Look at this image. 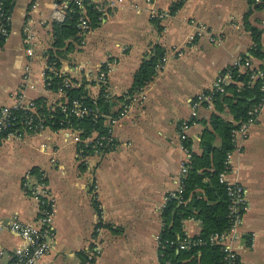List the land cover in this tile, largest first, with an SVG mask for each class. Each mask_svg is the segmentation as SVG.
Returning a JSON list of instances; mask_svg holds the SVG:
<instances>
[{
    "label": "crops",
    "instance_id": "1",
    "mask_svg": "<svg viewBox=\"0 0 264 264\" xmlns=\"http://www.w3.org/2000/svg\"><path fill=\"white\" fill-rule=\"evenodd\" d=\"M175 1L153 0L150 7L145 0H92L101 13L99 26L61 59L60 71L79 84L90 83L109 60L108 96L129 99L143 59L155 46L165 49L154 78L107 117L121 111L124 116L113 125L106 117L113 149L82 158L76 149L79 135L71 129L44 128L0 139V216L38 223L41 197L34 191L41 182L54 198L53 247L37 264H161V211L178 187L185 159L181 136L201 154V134L215 110L213 104L193 111L189 99L211 87L237 57L249 54L253 42L247 15L249 24L262 31L264 50V9L253 0H184L171 14ZM57 2L13 0L10 34L0 52V109L13 106L19 96L23 103L42 97L48 104L63 97L46 88L44 72L52 25L60 21L53 16ZM151 10L164 16L152 18ZM151 19L160 20L161 31ZM199 24L207 33L190 40ZM250 57L254 66H264V60ZM88 86L96 95L99 83ZM221 115L232 120L226 110ZM236 142L228 176L246 189L248 210L235 250L239 264H264V109ZM182 229L187 236L199 235L201 222L185 219ZM20 244L18 234L1 232L0 264Z\"/></svg>",
    "mask_w": 264,
    "mask_h": 264
},
{
    "label": "trees",
    "instance_id": "2",
    "mask_svg": "<svg viewBox=\"0 0 264 264\" xmlns=\"http://www.w3.org/2000/svg\"><path fill=\"white\" fill-rule=\"evenodd\" d=\"M184 0H177L169 8L171 14L175 13L183 4ZM6 7L11 11L13 0L5 1ZM85 14L89 20L90 29L99 26L101 13L96 5L90 0H83ZM80 14V8L74 1L68 2L65 16L60 21H54L53 43L46 51L47 64L57 73L46 70V88L52 92L62 90L61 97L54 104H48L45 98L33 100L35 113L38 119L43 120V127L53 131L71 129L78 133L79 141L76 149L82 158L91 156L94 150L109 151L114 148V142H108V126L106 117L115 116L121 109H114L118 102L126 104L130 97L148 84L156 75L159 65L165 56V49L160 46L153 48L152 54L143 59L134 74L133 84L128 90L127 96L111 97L106 92V84L99 83V90L92 95L89 86L96 81H82L80 84L60 71L61 59L73 50V44H79L81 37L77 34L76 23ZM245 17L246 29L250 32L252 46L250 56L258 61L264 60L263 44L261 43L262 31L251 26ZM152 23L162 29L159 19H151ZM246 57V55H243ZM254 66V64H253ZM256 67V66H255ZM264 71V66H258ZM223 71L230 72L231 82L226 86L223 94H216L213 99L214 112L209 118V126L201 134L200 146L202 153L192 151V141L186 137L182 140L183 148L189 153L186 163L187 172L183 179V187L180 194L167 195L166 202L161 211L162 229L159 233V260L161 263L169 261L170 264H220L222 251L218 246H202L186 248L181 245L185 237L182 222L188 218H196L201 222L200 237L205 238L213 232H221L229 228L228 217L229 198L226 187L219 182V175L225 170V158L228 152L233 151L235 145L232 140V130L239 127L248 117V110L258 103L261 98L260 85L263 81L258 78L251 81L250 70H240L238 67L229 66ZM69 80L73 86L65 87L64 82ZM77 100L83 106L91 110V113L78 118L70 113L71 102ZM60 103V104H59ZM63 107L66 109L63 110ZM226 110L232 120H226L221 113ZM16 116L17 134L24 132L23 122L26 116L21 110H12ZM193 122V121H191ZM36 124L34 120L33 125ZM34 132V131H26ZM8 131L0 133L3 139ZM93 134L96 136L89 141ZM219 138L218 145L215 143ZM38 174L37 169H34ZM38 178H40L38 174ZM178 196V197H177ZM181 200V201H180Z\"/></svg>",
    "mask_w": 264,
    "mask_h": 264
},
{
    "label": "built area",
    "instance_id": "3",
    "mask_svg": "<svg viewBox=\"0 0 264 264\" xmlns=\"http://www.w3.org/2000/svg\"><path fill=\"white\" fill-rule=\"evenodd\" d=\"M6 0H0V52L3 49V45L10 34L11 27V11L5 5ZM55 3V10L53 11V16L57 20H62L64 17V11L68 8L69 0H57ZM80 8V14L78 21L76 23L77 34L81 37V42H84L85 36L91 31L89 20L85 14V9L83 6V0H72ZM92 2V0H90ZM147 4L151 7L153 0H145ZM254 5L264 9V0H253ZM152 18H161L164 16L162 13L151 10ZM207 33L206 26L199 24L197 31L190 35L189 39L193 40L196 36L203 35ZM212 41H216L214 38L210 37ZM28 53L31 54V49H28ZM165 57L163 58V60ZM112 62L105 61L97 76L93 79L97 83H105L107 72L111 69ZM230 66L238 67L240 70H250L252 74L250 75L251 81H255L258 78H262L263 81L260 85V91L262 93L260 100L256 105L248 110L247 119L241 123V125L232 130V140L234 145L237 144V136L246 135L247 129L251 124H253L261 111L264 109V71L259 70L257 67L253 66L252 58L247 55L246 57H237ZM228 68V67H227ZM226 68V69H227ZM53 71L54 74L57 72L50 66H45V71ZM45 79H47L45 75ZM230 72L220 71L211 87L199 92L195 97L190 98L189 102L193 111H196L199 107L205 105L211 108L213 106V99L216 94H223L226 91V86L231 82ZM46 82V81H45ZM65 87L73 86L74 83L68 79L64 82ZM63 93L62 90L59 91ZM20 100L16 101L13 106H4L0 109V133L8 131L7 136L19 135L17 134L18 129L16 127V116L12 113V110H21L26 116L23 127L24 131H34L40 132L44 129L43 120L36 117L35 105L33 101L28 103H23ZM60 104V103H59ZM63 110L66 109L63 107ZM70 113H73L78 118H82L85 115L91 113V110L86 106H83L77 100L71 102ZM124 116V111H121L118 117H107V123L113 125L119 118ZM34 120L36 124L33 125ZM183 129V127H182ZM73 132V131H72ZM108 142L112 141L111 129L108 130ZM184 139V135L181 136ZM79 141V140H78ZM87 143L89 142L86 140ZM185 150V159L181 163L179 177H178V187L171 193L175 196V193L180 194L183 187V179L187 172L186 163L189 159V153ZM96 152L98 150H95ZM232 151L228 152L225 158V170L219 175V182L224 184L226 187L227 196L229 198V208L228 217H230V226L228 229L221 232H213L207 237L202 238L199 235L190 237L185 235L181 240V245L186 248L190 247H202V246H218L222 251V259L220 264H239V256L235 250V244L242 237V232L240 230L242 219L244 213L248 210V204L246 199V189L239 183L233 182L229 179V172L231 169L230 158ZM37 197H41V214L38 219V223L29 224L20 221L16 216H11L4 218L0 216V233L3 231H10L16 233L21 238V244L14 248L11 252L7 253V262L5 264H37L39 260L45 256L50 248L53 247V240L55 237V229L53 225V206L54 198L49 194L46 185L41 182L36 184L35 191ZM178 197V196H177ZM181 201V200H180ZM158 245L159 236H158ZM2 254V252H0ZM92 259V255L88 256V260ZM161 264H170L167 260Z\"/></svg>",
    "mask_w": 264,
    "mask_h": 264
}]
</instances>
